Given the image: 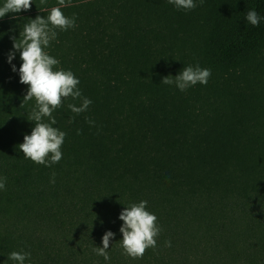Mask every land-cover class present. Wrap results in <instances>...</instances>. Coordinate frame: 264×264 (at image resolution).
Segmentation results:
<instances>
[{"label":"trees","instance_id":"1","mask_svg":"<svg viewBox=\"0 0 264 264\" xmlns=\"http://www.w3.org/2000/svg\"><path fill=\"white\" fill-rule=\"evenodd\" d=\"M194 2L33 0L0 19V264H16L13 251L30 252V264H264V19L246 20L252 9L264 17V0ZM55 6L76 27L57 29L46 51L92 104L76 115L68 104L81 101L69 97L52 113L66 137L46 167L18 146L35 99L23 102L11 37ZM197 64L211 69L207 85L161 83ZM141 200L162 231L133 259L119 215ZM106 231L108 260L93 250Z\"/></svg>","mask_w":264,"mask_h":264},{"label":"clouds","instance_id":"2","mask_svg":"<svg viewBox=\"0 0 264 264\" xmlns=\"http://www.w3.org/2000/svg\"><path fill=\"white\" fill-rule=\"evenodd\" d=\"M32 2L33 0H4L3 5L0 6V19L8 13L30 10ZM40 3L44 5L47 0H40ZM168 3L185 11L197 7L194 0H168ZM203 3L204 0H200V4L203 5ZM65 4L66 0H58V5L64 6ZM60 6L52 7L46 17L38 15L35 19H30L20 31L19 39L11 37L13 49L19 51L22 61L19 67L20 83L28 86L23 102L27 103L35 99V107L32 108L28 119L34 121L35 126L31 134H26L23 143L18 146L25 158L46 167L60 162L63 156L61 148L66 137L64 131L53 126L56 124V119L52 113L62 106L64 99L69 97L73 101H81L79 106L75 103L68 104V108L76 115L86 112L92 104L90 98L83 96L78 87L80 81L74 73L71 70L58 68L59 60L46 51L51 41L57 38V29L67 31L76 27V14L73 13L71 17H68ZM262 19L264 17H261L255 9L246 13L247 22L254 27H258ZM15 51L8 55L10 64L14 59ZM12 70H17L14 64ZM210 77L211 69L201 68L199 64L188 65L175 77L172 75L163 77L161 83L169 86L175 85L177 89L184 92L198 83L207 85ZM44 118H48L47 121ZM86 121L91 126L95 125V121L90 118L86 117ZM50 182L55 183V172L52 173ZM6 183L7 178L0 176V190L6 189ZM147 203L146 200L132 203L119 215V219L123 221L120 227L123 237L121 247L123 253L133 259H142L147 249H155L157 237L162 231L157 223V216L147 209ZM114 235L113 232L106 231L102 237L103 247L93 249L105 260L109 259L107 249ZM165 244L171 247V241H166ZM8 258L16 264H26V261L30 264L31 254L30 252L13 251Z\"/></svg>","mask_w":264,"mask_h":264}]
</instances>
